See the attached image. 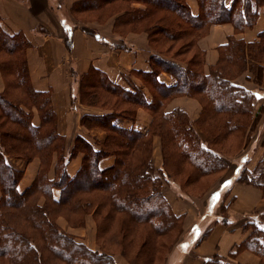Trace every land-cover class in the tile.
I'll list each match as a JSON object with an SVG mask.
<instances>
[{
    "label": "trees",
    "instance_id": "16d2710c",
    "mask_svg": "<svg viewBox=\"0 0 264 264\" xmlns=\"http://www.w3.org/2000/svg\"><path fill=\"white\" fill-rule=\"evenodd\" d=\"M133 4H140L141 7H134ZM196 4V14L191 12L187 0H80L70 7L71 16L77 20L104 23L114 16L113 29L128 27L133 31L144 27L148 36L152 35L151 29L145 23L148 24L153 15L160 13L152 25L159 29L156 33L162 32L171 39L183 34L193 55L189 65L185 66L160 55L162 52L158 48H152L149 70L132 71L133 76L149 89L150 99H146L142 89L130 80L126 79L129 89L124 88L110 81L104 72L90 67L79 79V101L107 112L81 114L80 123L88 129L104 128L110 136L101 144L76 136L68 153L63 151L64 136L58 132L50 91L35 90L29 80L26 37L22 33L7 34L0 27V53L6 56L0 57V74L5 83L0 93V259L4 264H45L43 252L63 264H117L111 254L92 250L81 241H76L49 217L54 211L52 207L66 214L79 210L84 212L93 200L82 196L94 192L104 197V203L110 206L112 214H122L126 222L145 225L157 237L180 224L182 216L172 212L163 195L164 183L173 181L170 174L164 166L155 168L141 153L147 151L146 138L155 130H161L167 138L171 135L169 141L174 140L179 159L193 169L196 179L218 176L225 170L228 165L225 156L195 134L187 111L179 107L168 111L166 107L175 97H195L200 103L203 99L200 117L203 114L212 119L221 118L222 138L235 131L249 135L257 124L260 112H252L253 124H246L235 116L241 119L251 114V101L260 99L263 91L247 90L230 79L220 64L225 58L229 61L237 59L242 71L247 67L256 80L264 78V63L258 56V52H263L260 43L264 30L257 34V41L228 38L225 44L219 46L217 62L207 68L198 38L213 24L230 23L237 33L252 28L264 0H233L229 7L224 0H196ZM182 22L186 24V29L179 26ZM93 36L98 37L96 33ZM64 41L70 45L71 38L64 34ZM69 45L66 43L68 49ZM161 73L170 75L174 82L164 83L159 78ZM9 81L13 91L21 90V94H13L12 99L11 94L6 92V86L10 87ZM101 92L114 97L112 102L109 99V107H104ZM71 98L73 100L74 97ZM33 107L40 117L38 125L32 123ZM140 107L153 116L145 131L117 123L118 120L135 121ZM8 123L11 124L9 127ZM13 125L19 126L12 129ZM77 152L83 154L82 161L76 173L69 176L66 165ZM108 156L114 157L113 163L100 166V160ZM34 157L40 160L36 176L30 185L19 191L17 185L23 172L11 165L9 158L28 163ZM51 169L53 175L49 177ZM233 180L256 186L264 196V182H257L247 165L239 166ZM53 189L60 191L57 199L53 196ZM40 196L47 204H38ZM12 213L32 229L40 245L31 235L9 222ZM112 214L109 212L106 217L109 219ZM244 229L249 233L234 246L230 257L233 258L241 250H249L258 257V264H264V210L255 218L248 219ZM222 260L213 256L204 260V264H219Z\"/></svg>",
    "mask_w": 264,
    "mask_h": 264
},
{
    "label": "crops",
    "instance_id": "0c3cea01",
    "mask_svg": "<svg viewBox=\"0 0 264 264\" xmlns=\"http://www.w3.org/2000/svg\"><path fill=\"white\" fill-rule=\"evenodd\" d=\"M78 1L80 0H0V27L7 34L22 33L26 37L29 80L35 90L50 91L52 106L57 117L64 116L66 125H63L61 129L58 124V132L65 137L69 134L79 135L90 142L91 136L88 130L78 124L75 127L68 125V123L73 124L74 121L79 123L81 114L98 115L104 112L96 107L81 104L78 98L70 103V96L76 98L79 76L86 73L90 67H94L104 72L110 81L124 88L129 89L126 79L130 80L142 89L146 99H150V94L141 87L140 81L133 76L132 71H148L150 68L148 60L153 50L148 47L143 34L128 35L122 45L112 32L114 16L102 24L73 20L69 9ZM232 2L233 0H224L227 7ZM187 3L191 12L196 14L195 0H188ZM59 7L66 12H58ZM59 13H61L60 16H58ZM84 27L93 29L98 37L86 34ZM63 28L72 30L70 49L65 44ZM262 30H264V6L259 10L255 25L245 29L236 37L249 42ZM232 34L233 28L230 24L212 25L209 35L199 43L200 48L205 52V68L213 64L217 58L214 47L225 44L226 37ZM159 78L166 84L174 82L173 78L166 73H161ZM3 87L4 80L0 74V92ZM59 96L63 98L62 111L58 109ZM72 105L73 110L79 112L77 116L71 111ZM61 106L59 105L60 108ZM175 107L187 110L192 117L198 111L197 102L186 97L174 98L167 105L166 110L169 111ZM146 116L142 109H138L135 121L118 120L117 123L143 132L148 128ZM32 123L39 124L38 116L34 111ZM112 163V156L100 160L102 167ZM37 165V159L29 163L28 168L30 167L31 171L32 167V175L30 176L29 171L24 172L17 185L19 191L30 185ZM79 166L80 156L67 163V174L73 176ZM48 175L49 177L53 175L52 169ZM233 179L232 177L230 185L225 189L212 212L207 213L204 218L201 216L206 211V203L211 191L207 193L204 201H200L201 206L195 198L170 189V186L164 188L163 195L172 212L176 216L183 217L185 230L180 241L169 253L166 264H204V260L213 256L223 259L219 264H258V257L249 250H241L233 258L230 257L234 246L240 244L249 233L244 229L245 222L255 218L264 210V197L260 189L254 185L236 183ZM218 184L217 181V186ZM52 193L56 199L60 195L58 189H53ZM184 199L192 200L196 209ZM195 223L200 226L197 237L191 232ZM115 261L117 264H122V260L115 259Z\"/></svg>",
    "mask_w": 264,
    "mask_h": 264
},
{
    "label": "rangeland",
    "instance_id": "374dc122",
    "mask_svg": "<svg viewBox=\"0 0 264 264\" xmlns=\"http://www.w3.org/2000/svg\"><path fill=\"white\" fill-rule=\"evenodd\" d=\"M133 6L141 7L140 4L138 5L133 4ZM196 8L198 9L197 4H196ZM58 9H59L58 12H62V13L66 12L65 9L61 7H59ZM60 15L61 13L58 14V16ZM159 15L160 13L153 15V17L150 18V20H148V24L145 23V26L147 25L151 29L150 34L152 35L150 36H148L146 31H144V27H140L137 30H133V31L129 30L128 27L125 28L118 27L116 29H113L112 27V32L114 33L115 37L122 43V45H124L123 41L128 35L143 34L146 43L150 49L158 48V50L162 52L160 55H163L168 59L178 61L182 65L188 66L189 59L193 55V52L192 50H190L189 46L186 45V39H187L185 38L186 36L182 34L171 39L169 37L164 36L162 32H160L159 34L156 33V31H158L159 29L157 30L156 27L153 28L152 25L157 21L156 19ZM71 18L73 20H77L72 16ZM220 24H230V23H220ZM179 26L180 27L182 26L185 29L187 28L186 24H184L183 22ZM231 26L233 28V34L228 35L226 37V41L228 40V38L231 37L237 38L236 36L243 32L242 31L241 33H237L234 30L233 25ZM211 27L212 25L209 27L207 32H203V34L200 35V37L198 38V44L201 41H204V38H206L209 35ZM84 28L88 31V32L85 31L86 34H88L91 37H94L93 34L95 33V31L93 29L86 27ZM63 30L65 32L64 34H66L71 38L72 30L70 28L69 29L63 28ZM190 32L192 33V31ZM253 40L257 41V36ZM66 43L67 45H69L68 41ZM260 46H262L260 48H263L262 50L263 52L261 51L258 52V56L264 63V37L261 39ZM71 47H72V41L70 42L69 49ZM214 48L216 49L217 52V58L213 64L217 62L218 57L220 55L219 46ZM222 53L224 52L222 51ZM0 57L6 58V56L3 53H0ZM220 65H222L224 71L227 73V76H229L230 79H233V81L242 84L247 90L250 91L253 89H258L263 91V96L260 99L251 101L252 103V108L250 110L251 114L245 117L242 116L241 119L240 117L235 116L236 119L243 120L246 122V124H253L252 112L254 114H257V112L259 111L260 115L255 128H253V130L249 132L248 136L240 133V131H235L233 134L227 135L224 138L221 137L223 132L222 119L221 118L212 119L211 116L206 117L203 116V114L202 117H200L201 110L204 107V100L200 99L201 100L200 103L199 100L195 97H186L188 99L197 102L198 111L193 117L186 110L188 120L192 124L193 128L196 130L195 134L201 140L207 141L209 145L212 146V148L218 150L220 153H222L223 156H225L227 163L229 162V165H227L225 170L220 172L218 176L217 175L211 177L205 176L196 179L195 176L193 175V169L185 161L179 159L178 150L176 149L177 147L174 140L169 141L171 135L169 134L167 138L164 133L160 132L161 130H155V132L150 133V135L146 138V141L148 142V147L146 146L147 151H144V153L143 151H141L143 157L149 159L155 168L164 166L165 169L170 174V177L174 182L171 181L170 183H164V188H168V186H170L169 187L170 189H174L175 191H180L184 195L187 193V195L190 196L191 198L197 199L199 205H201L200 201L201 202L204 201L205 200L204 198H206L207 193L211 191L208 195V199L206 203L207 205L206 211L201 216L202 218H204V216L207 213L212 212L213 207L219 202L221 195L223 194L225 189L230 185L232 181V177L235 178V174H237V172L239 171V166L247 165V168L249 170H252V172L255 174L257 182L258 181L264 182V78L260 80H256L255 76L250 72V70H247V67H245L244 68L245 70L242 71L241 63H239L237 59H234L233 61L232 60L229 61L227 60V58H225L223 63H221ZM2 78L4 77L2 76ZM80 78L81 76H79V79ZM137 79L140 81L141 87L142 88L144 87L149 93V89H147L143 85V83L139 78ZM6 80L8 79L6 78ZM9 86H10V81H9ZM4 88H5V83L3 90ZM11 88L12 86L10 87L6 86V92L8 94L9 93L11 94L10 96L11 99L13 98L12 96L13 94H18V95L19 93L21 94L20 89L19 91L14 90L15 91L14 92ZM77 89L78 91L76 94V98L75 99L73 98L72 100L70 96V103H73L77 98L79 99V88ZM101 93L103 98L102 101L105 102L104 107H109L110 101L112 102V100H114V97L110 95L108 96L105 92H101ZM181 97H185V96H181ZM58 102L60 103L59 105L61 106L63 103V98L61 96H59ZM59 105H58V109L62 111L64 109L63 105L61 106V108L59 107ZM96 108L101 109L99 107ZM138 109H142L144 113L147 115L146 118L148 117V127H149L152 122L151 120L153 119L152 113L141 107ZM32 110L36 112L38 116V120L40 122V117L38 115L37 109L33 107ZM101 110L104 111L103 113L107 112V110L105 109H101ZM71 111H73V114H75L76 116L79 113L78 111L73 110V105ZM56 122H57V127L58 124H60L61 129L63 128V125H66V123L64 122V116L57 117L56 115ZM75 122L76 121H74L73 124L68 123V125L70 127H75L78 124V126L88 130L90 132L89 133L91 136L90 141L92 143L96 141L98 144H101L102 142H104L105 138L108 137V135L110 136V133L106 131L104 128L93 127L88 129L85 126L81 125L80 118H79V123H75ZM7 125L9 127L11 124L8 123ZM18 126L19 125L17 126L13 125L11 126V128L14 129ZM76 136L79 135L71 136V134H69L67 137L65 136L63 137L64 153H68L72 150ZM78 156H80V164H81L83 157V154L81 152H77L76 154H74L73 157L70 159V161H72ZM53 158L55 160L54 154H53ZM33 159L38 160V165L34 172V177H33L34 180L40 164V160L38 157L32 158L28 163L24 162L21 159H15V158H9V162L11 165L21 169L23 175L25 171H29L31 176L33 170L31 167V171H30V167L28 168V166ZM132 159L133 161H135V158ZM126 160H128V158H126ZM129 160H131V157H129ZM155 163L160 165H156ZM217 181L219 183L218 186H217ZM82 198L85 199L88 198L89 200H93L92 204L88 206V208H86L84 212L82 210H79L76 213L67 212L66 214L63 211H58L57 208L51 206L54 209V211L49 215V217L59 229H61L63 232L73 237L76 241H81L85 246H87L92 250L102 251L105 252L106 254H111L113 256V259L115 258L117 261L122 260V264H166L169 253L171 252L173 247L177 245V243L180 241L182 234H184L183 231L185 230L183 229L184 227L183 217L181 223L177 224V226L174 229H172L171 231H167V233L161 237H157L153 235V233L149 231L150 229L145 225L126 222L124 215L118 213L112 214V211H110L111 210L110 206L107 203H104V197H101L99 193L94 192L87 195H83ZM184 200L185 202L188 203L190 202L193 205V208L196 209L195 203L192 202V200H187V199ZM37 202L39 205L47 204L45 202L44 197L41 196L39 197ZM96 208L98 209V212L96 211ZM109 212H111L112 215L108 219L107 214ZM14 214L12 213V215L9 216V222L14 224V226H16L18 230L23 231L27 235H31L32 239H35V242L38 245H40V240L37 237L34 238V233L32 229L28 228L27 224L24 221H22L20 217L18 218L17 215L13 216ZM191 230L193 236L197 237L200 231V226L198 225V223H195V226L193 225ZM181 246L183 245L181 244ZM43 254L46 257L45 264H63L59 259H51L50 257H48L46 255V252H43ZM0 264H4V261L2 259H0Z\"/></svg>",
    "mask_w": 264,
    "mask_h": 264
}]
</instances>
